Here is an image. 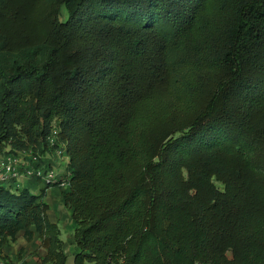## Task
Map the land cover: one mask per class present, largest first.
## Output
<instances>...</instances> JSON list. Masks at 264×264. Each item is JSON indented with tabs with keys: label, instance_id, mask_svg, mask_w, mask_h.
<instances>
[{
	"label": "trees",
	"instance_id": "trees-1",
	"mask_svg": "<svg viewBox=\"0 0 264 264\" xmlns=\"http://www.w3.org/2000/svg\"><path fill=\"white\" fill-rule=\"evenodd\" d=\"M56 148L68 188L0 185V252L67 264L58 188L74 264H264V0H0V155Z\"/></svg>",
	"mask_w": 264,
	"mask_h": 264
},
{
	"label": "built area",
	"instance_id": "built-area-1",
	"mask_svg": "<svg viewBox=\"0 0 264 264\" xmlns=\"http://www.w3.org/2000/svg\"><path fill=\"white\" fill-rule=\"evenodd\" d=\"M55 136L57 133H54ZM50 146L55 147V138L49 139ZM52 161L47 163L45 159L33 153L20 152L18 154L2 155L0 157V185L12 190H20L30 181H38L45 186H58L66 189L70 186V172L65 171L69 162L64 150L57 149ZM43 159L44 163L41 162ZM42 163V164H41ZM65 167L62 169V165ZM66 175V176H64ZM0 264H14L8 256L0 253Z\"/></svg>",
	"mask_w": 264,
	"mask_h": 264
},
{
	"label": "rangeland",
	"instance_id": "rangeland-1",
	"mask_svg": "<svg viewBox=\"0 0 264 264\" xmlns=\"http://www.w3.org/2000/svg\"><path fill=\"white\" fill-rule=\"evenodd\" d=\"M66 18L67 12L63 9V17L61 19L64 21ZM42 188L43 185H35L31 186L29 190L32 194L38 195ZM43 200L49 206L48 216L53 222L58 224L61 230V239L65 243V252L68 256L67 264H74V255L78 248L74 241L76 223L73 220L72 212L63 204L61 190L58 188H50ZM0 253L8 256L14 264H41V259L46 255L39 240L28 243L23 238H19L17 243L5 248Z\"/></svg>",
	"mask_w": 264,
	"mask_h": 264
},
{
	"label": "crops",
	"instance_id": "crops-1",
	"mask_svg": "<svg viewBox=\"0 0 264 264\" xmlns=\"http://www.w3.org/2000/svg\"><path fill=\"white\" fill-rule=\"evenodd\" d=\"M34 181H30L28 183L25 184V186L27 187H31V186H35V184L33 183ZM44 188V187H43ZM49 190V189H48ZM41 191V190H40ZM50 218V217H49ZM51 220V219H50ZM52 221V220H51ZM53 222V221H52ZM55 223V222H54Z\"/></svg>",
	"mask_w": 264,
	"mask_h": 264
}]
</instances>
